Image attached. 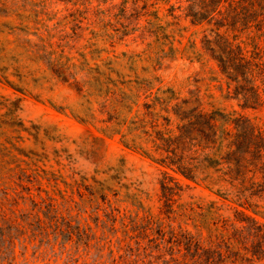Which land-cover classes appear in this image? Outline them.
<instances>
[{
	"label": "rangeland",
	"instance_id": "374dc122",
	"mask_svg": "<svg viewBox=\"0 0 264 264\" xmlns=\"http://www.w3.org/2000/svg\"><path fill=\"white\" fill-rule=\"evenodd\" d=\"M153 1L0 0V229L75 231L15 240L0 264H113L96 252L97 217L159 213L163 169L181 187L164 210L194 206L187 227L203 236L244 210L257 221L230 223L226 235L244 243V264H264V105L229 94L204 25ZM213 111L215 133L198 116ZM183 128L173 154L193 178L155 151Z\"/></svg>",
	"mask_w": 264,
	"mask_h": 264
},
{
	"label": "trees",
	"instance_id": "16d2710c",
	"mask_svg": "<svg viewBox=\"0 0 264 264\" xmlns=\"http://www.w3.org/2000/svg\"><path fill=\"white\" fill-rule=\"evenodd\" d=\"M158 2L164 3L174 18L185 17L192 23L204 25L203 47L216 60L231 87L229 94L241 101L242 107L264 105V42H260L264 38V0L153 1ZM214 112H199L198 116L215 133L218 125L214 121ZM188 118L183 117L184 120ZM186 131L183 128L179 134L169 133L162 138L166 145L158 142L155 151L159 152L161 157L157 159L166 168L193 178L186 171L188 165L173 154V146L188 138ZM196 138L199 148L209 149L205 137L198 135ZM206 156H209L208 153ZM162 172L163 205L172 206L173 199H176L173 197L180 194L181 187L175 188L180 184L167 169ZM163 205L157 214L137 217L111 207L97 217L98 227H104L96 251L99 252L98 257L113 264H244V243L232 245L229 242L232 234L227 236L226 228L230 223L244 226V220L256 222L254 217L244 213V210L235 209L233 217L218 218L215 227L207 228V235L203 236L197 224L194 230L187 227V219H196L190 211L195 210L194 206L185 205L179 211L174 208L164 210ZM177 219L185 224L175 226ZM218 227L222 231L220 236L214 233ZM74 233L70 227L0 229V259L14 256L15 240L31 243L41 237L44 242L50 243L51 239L59 237L61 241H69ZM84 233L87 235L88 231ZM80 234L77 233L78 236Z\"/></svg>",
	"mask_w": 264,
	"mask_h": 264
}]
</instances>
